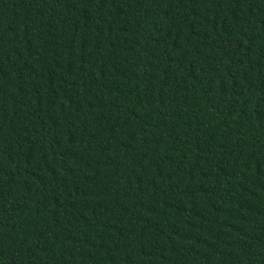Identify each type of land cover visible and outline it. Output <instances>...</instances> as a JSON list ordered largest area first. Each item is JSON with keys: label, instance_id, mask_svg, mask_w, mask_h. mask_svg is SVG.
Returning <instances> with one entry per match:
<instances>
[{"label": "trees", "instance_id": "trees-1", "mask_svg": "<svg viewBox=\"0 0 264 264\" xmlns=\"http://www.w3.org/2000/svg\"><path fill=\"white\" fill-rule=\"evenodd\" d=\"M0 264H264V0H0Z\"/></svg>", "mask_w": 264, "mask_h": 264}]
</instances>
